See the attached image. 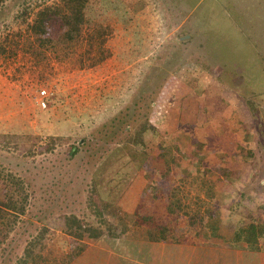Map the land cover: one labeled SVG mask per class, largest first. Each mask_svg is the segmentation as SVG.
I'll return each instance as SVG.
<instances>
[{"label": "rangeland", "instance_id": "obj_1", "mask_svg": "<svg viewBox=\"0 0 264 264\" xmlns=\"http://www.w3.org/2000/svg\"><path fill=\"white\" fill-rule=\"evenodd\" d=\"M55 2L0 4V200L13 192L9 174L29 194L0 264H19L40 235L41 264H60L99 240L111 249L127 237L178 246L183 235L231 234L249 222L264 242V0H91L84 30L102 25L110 51L91 67L80 66L83 47L69 57L37 42L28 24ZM48 28L57 35L61 21ZM43 88L46 107L37 103ZM146 118L157 130L141 133L137 149L126 140ZM151 170L170 177L154 174L156 193H147L155 181L145 186ZM143 187L134 212L118 203ZM161 194H180L179 204L169 212ZM64 215L90 231L69 234ZM77 256L74 264L86 262Z\"/></svg>", "mask_w": 264, "mask_h": 264}, {"label": "trees", "instance_id": "obj_2", "mask_svg": "<svg viewBox=\"0 0 264 264\" xmlns=\"http://www.w3.org/2000/svg\"><path fill=\"white\" fill-rule=\"evenodd\" d=\"M4 1L5 0H0V4ZM91 12V0H57V2L52 5L44 6L37 10L32 23L30 22L28 25H30L37 42L46 48L45 51L48 49L52 53L65 52V56L70 55L69 57H71L77 48L83 47L82 50L80 49L78 61L81 67H91L101 63L110 55V51L105 47L107 37L105 28L102 25H99L95 29L88 30L87 32L84 30L85 25L87 26L89 23V14H91ZM53 19L61 21L62 24L61 31L55 36H52L48 28V23ZM6 49V46L0 40V55L6 53ZM41 54L44 55L43 53ZM136 103H138V100ZM150 106V103H146L144 108H149ZM251 107L252 109H255L254 106ZM137 108L143 111L141 104H139ZM125 114L127 113H120L122 116ZM150 128L148 127L147 119L142 128L139 129L138 136H133L131 134L126 141L133 142L134 145H137L135 148L140 149L141 142H139L140 140L138 139L142 137L141 133L145 132L147 129L151 130L152 128L153 130H157V128L153 126L151 129ZM158 172L151 170V172H149L150 176L148 177H151L152 179L155 178L154 180H157L158 177L162 179L164 176L167 179L170 178L166 173H163V171ZM156 173H158V177L154 175ZM5 180L8 182L14 193L10 192L3 200H0V247L1 243H3L5 237L12 228V224L16 222L18 215L25 211V203H27L29 196L27 192L28 189H24L23 182L19 177L16 178L9 174L5 176ZM76 219L77 218L74 215H64L62 220H60L62 222L61 226H63L69 234L74 235L75 237H82L86 230L90 231V227L80 229V226H78L77 228L76 224L78 223H74V220L76 221ZM100 233L101 231L93 234L90 239L93 240L94 238H97ZM259 234L258 224L255 222L241 224L235 230L236 240L247 242L250 248L255 250L259 249ZM43 239V235H40L39 237L36 236L34 241L29 242L26 248V254L23 258L19 259V264H30L32 261L41 264L45 259L42 251H40L43 250L46 245L45 242H43ZM34 247L38 249L37 252L33 250ZM84 247V245L80 246L78 250L74 252L75 256L65 259L60 262V264H68L70 262L74 264L79 259L77 255L81 254ZM47 264L52 263L47 261Z\"/></svg>", "mask_w": 264, "mask_h": 264}, {"label": "crops", "instance_id": "obj_3", "mask_svg": "<svg viewBox=\"0 0 264 264\" xmlns=\"http://www.w3.org/2000/svg\"><path fill=\"white\" fill-rule=\"evenodd\" d=\"M154 179L147 177V179H145V186L150 184L152 186L153 181H155ZM163 179L164 178L158 180V182ZM156 181L153 187H147V193H156V191H159V188H157L159 184L158 182L156 183ZM199 188L200 192H203L201 181H199ZM133 190L134 188L130 190V197L122 196L118 203L123 206L127 203L126 201H129L132 206H130L131 208L129 207L126 209L134 212L137 205L140 204L139 200L144 191V187L140 190ZM161 195L163 197H159L158 195L156 200L162 203V206L167 208L169 212L171 211L170 205L176 206L174 204H179L177 200H179L180 194H177L176 197L170 196L169 198H166L164 194ZM201 197V195H199L198 198L195 197V201L198 199V204L196 202V208L200 203L202 205L204 204ZM183 205L184 203L182 202V206ZM170 217V213L165 215L167 220H170ZM216 218L217 219H214L217 223V221H219L217 215ZM214 219L213 222L215 223ZM160 227L162 229H167L166 226ZM220 229V233H216L215 231L210 235L197 234L196 232H194V234L183 235L181 236L183 237V240H181L182 244H178V246H175L174 243L168 241L169 238L164 237L162 239L160 238L158 241L151 240L153 244L150 245L147 243L139 244L135 237H127L125 239L119 238V244L111 249L110 247L102 246L101 241L99 240L97 242H92L89 247L83 249L81 252L82 260L83 262L86 261L84 264H88V261L94 262V264H120V262L124 263L125 261L130 262L131 264H170V258H174L182 261L183 264H264V242L261 241L260 237L258 242L259 249L255 250L250 248L247 242L236 240L235 230L232 231L231 234L227 233L224 235L223 229ZM90 252H92L93 255L99 253L96 260H91L93 258H90ZM175 252H178L179 255H176ZM119 259H121V261Z\"/></svg>", "mask_w": 264, "mask_h": 264}, {"label": "built area", "instance_id": "obj_4", "mask_svg": "<svg viewBox=\"0 0 264 264\" xmlns=\"http://www.w3.org/2000/svg\"><path fill=\"white\" fill-rule=\"evenodd\" d=\"M48 95L49 93L46 89H40L37 93V103L42 107H46V98Z\"/></svg>", "mask_w": 264, "mask_h": 264}]
</instances>
